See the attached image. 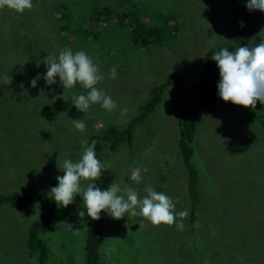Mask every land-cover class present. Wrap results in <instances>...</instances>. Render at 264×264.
Masks as SVG:
<instances>
[{
	"label": "rangeland",
	"instance_id": "1",
	"mask_svg": "<svg viewBox=\"0 0 264 264\" xmlns=\"http://www.w3.org/2000/svg\"><path fill=\"white\" fill-rule=\"evenodd\" d=\"M146 1L151 7L145 9L152 11L153 15L169 9L179 20L176 34L164 41V45L152 44L142 48L103 36H90L89 40L83 41L72 34L73 43H65L64 39L57 38L46 53L47 58L49 55L58 56L65 48H70L73 53L86 52L103 76L96 87L117 103V108L112 112L99 104L91 105L85 112L77 110L74 107L76 99L79 95H87L89 91L79 85L64 89L63 92L57 89L49 92L62 97L58 102L53 97L38 93L29 98L31 100L19 101L13 110L15 103L10 93L0 95V194H24L48 186L62 174L65 160L77 162L82 157L93 133L108 126L123 129L134 118L136 123L131 127L130 147L124 142L113 151L107 150L101 159L103 164L110 165L107 167L111 173L108 187L114 183L121 187L127 185L136 189L141 198L146 195L144 189L151 187L171 197L177 213L188 210L190 196L178 155L177 118L185 107L197 104L199 113L190 159L197 172L195 198L198 203L195 216L199 217L200 222L199 227L195 226L196 231L203 232V226L208 228L209 225H216L214 215L218 213L229 217L223 227L225 239L230 236L235 240L244 238L251 241L252 226L264 230V212L257 208L264 207V196L259 188V185H264V141L255 139L264 136V112L238 106L235 115L241 116L243 124L231 118V127H225L217 116V111L225 103L223 100L219 98L198 104L191 89L183 92L178 87L189 88L202 77L204 51L226 41L224 29L227 18L238 7L245 6L247 0ZM47 10L41 9L39 12L34 9V13L24 11L17 17L30 21L35 16L48 14ZM260 41H264V18L248 39L247 46L253 47ZM2 64L8 66L3 58ZM113 67L116 68V79L109 76ZM42 69L44 71L46 68ZM169 77H174V80L167 82ZM163 83L167 84L159 102L152 110L142 113L141 104L149 99L150 91ZM48 100L51 109L46 111L48 115L45 116L42 108ZM64 101L68 104L67 113L62 108ZM257 106L264 108L259 102L255 108ZM125 108L127 112L122 113ZM77 119L85 122L84 132L75 129L73 120ZM248 124L252 125V132ZM12 137L16 138V147L1 150ZM38 139L41 141L38 142ZM136 167L142 169L143 179L139 184L131 180V171ZM144 168L148 171L144 172ZM97 180L93 182L95 186ZM87 183L82 181V184ZM220 187H224L230 195H216ZM52 202L54 217L50 228L37 234L48 248L45 264H85L82 245L86 209L83 198L77 195L67 207H58L53 199ZM40 209L38 203L20 209L0 204V264H37L36 254L29 256L27 252L26 237L28 226L32 222H39L42 216ZM80 211H85L83 218L78 216ZM202 217L206 221L202 222ZM127 219L130 221L129 237L126 239L119 234L121 242L116 237L115 229L118 225H125ZM182 220L177 216L178 222ZM102 225L105 244L99 248V254L110 264H129L126 260L127 242L132 246L130 250H135L142 261L161 264V258L153 260L157 255L153 238L166 242L176 239L177 233L181 231L176 224L153 226L144 218L133 217L130 213L121 219H113L105 213ZM142 234L147 236V240H141ZM262 235L264 237V232ZM214 237V232L212 236L209 235L211 239ZM217 239L221 242L222 238ZM204 247L201 245L197 252ZM180 252L186 253L187 250L181 249ZM150 253L154 255L150 256ZM164 255L169 257L168 253ZM194 255L197 258H194L193 264H216V256L211 255L210 260L207 255L200 257L201 253Z\"/></svg>",
	"mask_w": 264,
	"mask_h": 264
},
{
	"label": "trees",
	"instance_id": "2",
	"mask_svg": "<svg viewBox=\"0 0 264 264\" xmlns=\"http://www.w3.org/2000/svg\"><path fill=\"white\" fill-rule=\"evenodd\" d=\"M32 3L33 8L25 11L34 13V9L39 10V12H41V9H48V14L35 16L34 19L26 21L17 17L24 14V12L16 13L7 8L0 10V95L10 93L12 96L11 100L15 103L12 110L19 104V101L35 96L39 91L48 97H53L57 102L62 100L61 96L49 93L50 88L57 89L59 92L64 91L59 79L56 78V83L49 86L45 84L42 78L47 70L43 71L42 69L43 67L46 68L43 63L46 59V53L52 48V42H56L57 38L64 39L65 43L66 41L73 43L72 34H75L76 39L80 37L83 41L89 40L90 36H103L105 39L112 38L118 43L127 42L143 48L152 44L164 45L162 43L172 38L179 28V20L172 11L169 9L160 10V12L158 11L159 13L157 12L153 15L152 11L146 10L151 7L146 0H32ZM263 18L264 13L258 10L249 11L245 6L238 7L233 11L225 23L226 41H222L217 46L209 47L204 51L202 77L191 84L189 88L178 85L179 89L183 92L191 89L198 104L218 100L219 69L216 62L212 60L213 54L224 48L234 51L237 47L247 46L248 39L259 27ZM241 22H243V27L240 26ZM61 32L65 33V35ZM1 57L5 64H8V68L3 66ZM38 74L41 79L37 81L36 87H31V80ZM6 78L11 79L10 84H2L6 82ZM170 80L173 81L174 77H169L167 82H170ZM166 84H159L150 91L151 96L149 99L141 104L142 113L152 110L155 104L159 102L162 90ZM5 90L7 92H4ZM49 103L50 101L48 100L47 104L42 108V113L45 116L48 115L46 111L51 109ZM237 107L231 102L222 104V107L217 111L218 120H221L222 126L231 127L229 124L231 118L239 124H243L244 120L240 119L241 116L235 115ZM259 107L260 109H258ZM57 108L59 110L63 108L66 113L69 110L66 101L63 102L62 108ZM251 109H257V112H264L262 106ZM141 112L140 116L142 115ZM198 113L197 104L190 105L185 107L177 118L178 155L190 196L188 215L183 218V228L177 233L176 239L163 242L153 238L152 243L154 242L155 254H157L153 260L161 258V264H193L194 258H197L194 254L201 253L200 257L207 255L209 259L211 255L216 256V264H222V262L224 264H264V237L262 235L264 230L252 226L250 228L253 235L251 241L234 237L236 238L235 240L230 236L225 239L223 237L225 236L223 227L229 217H223L215 213L214 221L216 225H209L208 228L203 226L201 228L203 232L200 230L196 231L197 228L195 226L199 227L200 222L199 217L196 218L195 216V208L198 203L195 198L197 172L190 159L194 150L192 142ZM45 116L43 117L46 119ZM95 123H93V127ZM135 123L133 118L128 126L123 129L108 126L99 132L93 133L86 147L91 145L93 140L96 141L94 149L96 158L102 163L101 159H103V155L107 150L113 151L124 142L130 147L131 127ZM249 126H251L252 132V125ZM15 139L12 137L8 145L2 147L1 150L16 147L14 145ZM255 139L264 141V136L261 138L255 137ZM40 141L41 139H38V142ZM110 181V171L107 168H102V175L97 180L96 186L101 190H107ZM56 185L57 179H54L48 186L38 191H30L24 194L18 192H13L9 195L0 194V204H7L15 209H20L32 203H38L40 206L42 216L39 222H32L28 226L26 237L27 252L29 256L36 254L37 264H45L48 256L46 243L40 237H37V234L39 231L45 232L50 228L54 210L53 202L50 198L51 193L49 192ZM259 186L261 194L264 196V185L261 184ZM221 193L230 195L224 187H220L216 191V195ZM257 208L264 212V207ZM105 213L102 211L100 219L93 221L87 216L86 212L84 222L85 237L82 245L85 264H110L108 260H104L99 254V248L105 244L102 225ZM201 221H206V218L202 217ZM129 228L130 221L127 219L125 225L122 227L118 225L117 229H115L116 237L121 242L120 235L128 239ZM213 232L215 237L211 239L209 235L212 236ZM216 235H219L217 238H222L221 242L216 238ZM141 240H147V236L143 235ZM134 243L140 253L135 237ZM201 245H205V247L197 252ZM125 248L127 249L126 260L129 261V264H147V261H142L135 250H130L132 246L129 242L126 243ZM181 249H185L187 252L181 253ZM35 251L37 253H33ZM167 253L169 257L164 255ZM149 255L152 256L154 254L150 253ZM164 258L167 260H164Z\"/></svg>",
	"mask_w": 264,
	"mask_h": 264
},
{
	"label": "clouds",
	"instance_id": "3",
	"mask_svg": "<svg viewBox=\"0 0 264 264\" xmlns=\"http://www.w3.org/2000/svg\"><path fill=\"white\" fill-rule=\"evenodd\" d=\"M245 7L249 11L264 13V0H247ZM7 8L16 13H23L33 8L32 0H0V10ZM243 27V22H241ZM212 60L219 69V82L217 84L218 96L224 102L245 108H255L257 102L264 105V41L253 47H237L234 51L224 48L213 54ZM43 63L46 73L43 80L46 85H54L56 78L64 89H72L79 85L89 90L87 95H79L74 107L80 112L89 110L93 104H99L103 109L112 112L117 108V103L105 91L96 87L103 79L99 74L97 64L84 51L72 52L70 48L63 49L58 56L49 55ZM109 76L116 79V68L110 69ZM41 79L38 74L30 82L31 87L37 86ZM8 84L11 79L6 78ZM53 91V89H49ZM127 109H122L126 113ZM74 127L84 132L86 124L83 120H73ZM96 141L84 149L82 157L77 161L65 160L62 165L63 175L57 176V185L50 189L51 199L58 207H67L79 195L83 198L84 209L87 216L93 220L100 219V213L106 212L113 219H121L126 214L140 216L153 226L173 225L177 229L183 228V223L177 221V216L186 218L187 209L177 213L175 203L164 192H157L151 187L144 189L146 195L141 198L138 191L132 187H121L112 184L107 190H101L94 185V181L102 175V168L110 167L102 164L95 153ZM142 169L136 167L131 171V180L139 184L143 177ZM144 172L148 170L143 169ZM82 181L88 183L82 184ZM80 218L85 216V211L78 213ZM71 227V225H69Z\"/></svg>",
	"mask_w": 264,
	"mask_h": 264
},
{
	"label": "flooded vegetation",
	"instance_id": "4",
	"mask_svg": "<svg viewBox=\"0 0 264 264\" xmlns=\"http://www.w3.org/2000/svg\"><path fill=\"white\" fill-rule=\"evenodd\" d=\"M38 93H40V91H39ZM43 107H44V106H43Z\"/></svg>",
	"mask_w": 264,
	"mask_h": 264
}]
</instances>
